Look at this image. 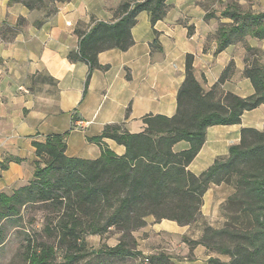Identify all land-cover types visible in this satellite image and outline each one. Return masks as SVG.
Masks as SVG:
<instances>
[{
    "label": "crops",
    "instance_id": "crops-1",
    "mask_svg": "<svg viewBox=\"0 0 264 264\" xmlns=\"http://www.w3.org/2000/svg\"><path fill=\"white\" fill-rule=\"evenodd\" d=\"M121 1H59L57 9L47 14L22 2L0 0V193L10 195L34 179L39 160L34 140L44 142L49 135L65 134L68 156L95 159L102 148L90 138L101 135L107 124H122L136 133L145 130L144 118L149 114L175 115L188 53L194 54L195 75L205 90L233 61L234 72L218 86L217 96L230 91L246 97L255 92L244 74L245 45L238 41L216 52L217 33L206 20L202 0H166V12L155 24L150 11H140L132 27L134 43L126 50L112 47L99 52L104 67L92 70L86 87L89 63L69 55L77 54L82 34L96 21L120 17ZM249 43L264 48V38L250 37ZM244 127L264 130V103L246 110L240 123L210 125L204 145L187 168L199 175L216 159L228 157L230 147L241 142ZM105 142L118 155L125 154V145L112 138ZM190 147L187 140L173 146L177 152ZM5 162L7 168L2 167ZM223 187L225 183L210 184L201 217L194 222L156 221L150 216L137 231L148 227L165 239H178L175 255L162 246L176 264H212L211 257L227 262V255L203 244L191 245L206 225L223 226L222 205L234 191L224 196ZM219 215L223 220L215 224Z\"/></svg>",
    "mask_w": 264,
    "mask_h": 264
},
{
    "label": "trees",
    "instance_id": "trees-1",
    "mask_svg": "<svg viewBox=\"0 0 264 264\" xmlns=\"http://www.w3.org/2000/svg\"><path fill=\"white\" fill-rule=\"evenodd\" d=\"M165 1L123 2L117 20H98L82 34L77 54L71 52L69 57L89 63L86 87L92 70L104 67L99 63L98 53L112 47L128 49L134 43L132 27L138 13L150 11L155 24L166 12ZM22 3L29 8L36 7L29 1ZM222 17L230 20L223 22L216 34V52L247 34L264 38V12L245 11L233 0L222 10ZM189 30L191 33L193 27L189 26ZM157 43L158 38L154 45ZM246 49L256 51L252 46ZM248 52L244 74L255 88L249 96L230 91L217 96L218 86L234 72L233 61L212 88L205 90L195 75L194 54L188 53L186 77L178 92L175 115L149 114L144 118L145 130L136 133L122 124H107L101 135L90 138L102 148L101 156L95 159L68 156L65 134L49 135L44 142L34 140L39 157L34 179L10 195L0 193V221L19 214L23 205L48 203L59 211L56 225L61 239L85 243L86 233L100 234L116 225L123 232L122 239L115 246H106L102 252L135 257L143 253L128 248L124 238L133 237L132 233L147 224L148 217L154 216L156 221L167 218L179 224L192 223L201 217L203 196L210 184L229 183L235 177L234 191L222 206L237 203L236 209L225 207L223 226L206 225L201 238L192 240L191 245L203 244L230 256L227 262L211 257L212 264H264V130L242 128L241 142L230 147L229 156L216 159L199 175L187 168L204 145L210 125L240 123L246 110L264 103V63L257 60L250 63ZM105 138L125 145V154L115 153ZM180 140L189 141L191 147L175 151L173 146ZM7 166L6 162L2 164L3 168ZM231 215L249 216L251 222L247 227L237 226ZM47 228L53 230L49 225ZM1 232L0 227V243ZM46 243L32 248V256L34 261L52 264L54 247ZM66 257L68 264H72L80 255L69 250ZM146 257L149 264H176L163 252Z\"/></svg>",
    "mask_w": 264,
    "mask_h": 264
},
{
    "label": "rangeland",
    "instance_id": "rangeland-1",
    "mask_svg": "<svg viewBox=\"0 0 264 264\" xmlns=\"http://www.w3.org/2000/svg\"><path fill=\"white\" fill-rule=\"evenodd\" d=\"M21 1L32 2L36 7L45 12L53 11L57 8L56 6L59 2V0H17L16 2ZM130 1L137 0H122L121 3ZM232 1L233 0H202L201 4L209 15L206 20H208L209 25L216 33L219 32V28L223 22L230 20L222 17V10ZM235 1L239 2L241 8L245 11L264 12V0ZM250 37L252 36L247 34L243 37H239L238 41L243 42L246 48V46H251L249 43ZM254 47L256 51L248 52L246 49L248 58L251 60L250 63H254L255 60L263 62L262 57L264 55V48L261 46ZM40 161L42 162L41 159ZM230 180L229 183H225L227 187H223L221 190V194L224 196H226L231 189L233 190L236 178L232 177ZM235 205H237V203H232V206L226 203L222 206V210L224 211L225 207L236 209L234 207ZM58 216L59 211L56 210L55 207L48 205V203L36 202L23 205L19 214H14L2 219L0 221V227L2 229L0 264H42L41 262L34 261L32 248L41 246L44 241L47 242V246L52 245L54 247L53 258L51 260L52 264H68L66 253L69 250L80 255L78 260L72 264H144L145 256H152L159 254V252L164 253L165 251L175 255L177 252L176 250H178V239H165L162 236H158L152 229L146 227L136 233H132L133 237L129 236L124 238V242L127 244L126 246L128 248L131 247L142 253L144 252L143 255H137L135 257L132 255L125 257L108 255L106 252H102V250H104L106 246H115L120 242L123 236V232L120 231L116 225L111 226L107 231L100 234L88 232L84 235L85 243L79 242L75 244L67 239L60 238L59 233H57L58 229L56 225L59 218ZM231 219L235 221L237 226L247 227L251 222V218L246 215H239L238 217L231 215ZM222 220L223 217L219 215L215 217L214 223L219 224ZM205 222H210L209 218H206ZM48 225L51 226L53 230H49L48 228L45 229ZM162 248L165 251H162ZM228 258L230 259L229 255Z\"/></svg>",
    "mask_w": 264,
    "mask_h": 264
},
{
    "label": "built area",
    "instance_id": "built-area-1",
    "mask_svg": "<svg viewBox=\"0 0 264 264\" xmlns=\"http://www.w3.org/2000/svg\"><path fill=\"white\" fill-rule=\"evenodd\" d=\"M145 264H149V258L148 257L145 258Z\"/></svg>",
    "mask_w": 264,
    "mask_h": 264
}]
</instances>
